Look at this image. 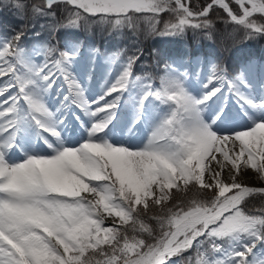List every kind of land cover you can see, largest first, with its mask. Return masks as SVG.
Returning a JSON list of instances; mask_svg holds the SVG:
<instances>
[{
    "label": "snow or ice",
    "instance_id": "snow-or-ice-1",
    "mask_svg": "<svg viewBox=\"0 0 264 264\" xmlns=\"http://www.w3.org/2000/svg\"><path fill=\"white\" fill-rule=\"evenodd\" d=\"M191 3L13 6L49 17L64 4L75 9L68 27L96 17L117 31L141 20L155 31L168 13L160 35L211 30L219 8L249 37L264 35V0ZM22 39L0 33V264H264V204L249 207L264 185L244 182L249 170L264 181V62L232 74L212 63L194 82L191 62L171 60L142 79L139 56L116 53L97 93L93 52L29 50Z\"/></svg>",
    "mask_w": 264,
    "mask_h": 264
},
{
    "label": "trees",
    "instance_id": "trees-1",
    "mask_svg": "<svg viewBox=\"0 0 264 264\" xmlns=\"http://www.w3.org/2000/svg\"><path fill=\"white\" fill-rule=\"evenodd\" d=\"M206 2L208 0H192L190 6L194 10H199ZM1 6L2 3H0ZM209 18L213 24L211 30L189 28L181 35H160L159 33L163 31L164 22L171 19L170 14L165 13L161 15L160 23L155 26V31L148 27L147 22L141 21L142 23L134 35L127 32L122 41L119 39L114 46L109 48L107 39L98 36V29L90 24H85L75 30L71 27H66L64 30L57 29L55 37L48 38L46 44L57 49H63L66 43L77 42L81 49L86 51L92 49L94 54L98 50L102 54L104 53L103 56H106L107 51L126 50L128 56L133 54L139 56L135 63H143L145 65L159 64L154 63L155 61L174 60L177 56L182 57L184 60L192 59L194 56H201L209 58L214 63L218 62L220 67L225 68L229 74L239 69V66L248 58L252 60H255L254 58L256 57L264 58V35L255 34L249 37L246 34V30L229 22L221 9L213 10ZM27 28V26L19 23L16 31L28 34L34 32V30H28ZM209 31L211 32V39L207 38ZM41 36L44 37V35ZM213 41L218 48L211 44ZM29 42L30 40L27 43ZM184 45L189 46V49H184ZM250 46H253V49ZM224 50L230 51L235 56V59L227 60L229 55L223 53L225 52ZM187 54L188 56H186ZM149 68L151 67L149 66ZM261 200L259 196L250 198L249 207L259 208L261 204H264ZM262 201L264 202V200Z\"/></svg>",
    "mask_w": 264,
    "mask_h": 264
},
{
    "label": "rangeland",
    "instance_id": "rangeland-1",
    "mask_svg": "<svg viewBox=\"0 0 264 264\" xmlns=\"http://www.w3.org/2000/svg\"><path fill=\"white\" fill-rule=\"evenodd\" d=\"M59 6H60V9L61 10H64L63 8H66V7H68V5H64V4H59ZM72 11H75V9L73 8L72 9ZM18 17H15L14 19L16 20ZM53 20H56V15H54V16H49V17H37V22H36V24H38V25H42L43 27H46V28H48L49 30H50V27H52V21ZM43 21V22H42ZM137 23V21L135 22V24ZM101 28V27H100ZM107 30H109V32L107 33V35H112L113 34V36L114 37H117V34L115 33V30H113V29H111V28H109V29H107ZM122 34H120V36H121ZM200 62H202L201 60H200ZM206 72H209V74H211V70H210V68H207L206 69ZM114 75L115 76V72H113V71H109V72H105V74H104V76L101 78V80H100V85H101V88H99V90H97V91H95V92H99L102 88H103V86H104V84H105V81H107V80H109L110 78L112 79L113 77L111 76V77H109L110 75ZM95 81L93 80L92 81V83H94ZM60 84H61V82H60ZM77 112H78V110H76ZM79 134V129L77 128V135ZM258 179V178H257Z\"/></svg>",
    "mask_w": 264,
    "mask_h": 264
},
{
    "label": "bare ground",
    "instance_id": "bare-ground-1",
    "mask_svg": "<svg viewBox=\"0 0 264 264\" xmlns=\"http://www.w3.org/2000/svg\"><path fill=\"white\" fill-rule=\"evenodd\" d=\"M257 175L253 171H248L247 176L244 178V182L251 186H261L264 185V181L257 179Z\"/></svg>",
    "mask_w": 264,
    "mask_h": 264
}]
</instances>
